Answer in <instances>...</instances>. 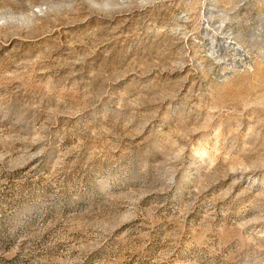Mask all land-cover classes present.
Here are the masks:
<instances>
[{
  "label": "rangeland",
  "instance_id": "obj_1",
  "mask_svg": "<svg viewBox=\"0 0 264 264\" xmlns=\"http://www.w3.org/2000/svg\"><path fill=\"white\" fill-rule=\"evenodd\" d=\"M0 264H264V0H0Z\"/></svg>",
  "mask_w": 264,
  "mask_h": 264
}]
</instances>
